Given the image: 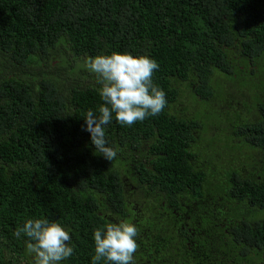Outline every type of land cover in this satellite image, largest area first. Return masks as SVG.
I'll return each instance as SVG.
<instances>
[{"label":"trees","instance_id":"obj_1","mask_svg":"<svg viewBox=\"0 0 264 264\" xmlns=\"http://www.w3.org/2000/svg\"><path fill=\"white\" fill-rule=\"evenodd\" d=\"M112 52L154 59L167 105L113 114L111 162L85 116L103 103L87 60ZM30 218L70 230L62 264L119 221L134 264H264V0H0V264H32Z\"/></svg>","mask_w":264,"mask_h":264},{"label":"clouds","instance_id":"obj_2","mask_svg":"<svg viewBox=\"0 0 264 264\" xmlns=\"http://www.w3.org/2000/svg\"><path fill=\"white\" fill-rule=\"evenodd\" d=\"M87 67L101 84L99 95L103 103L98 106V116L88 110L85 130L90 132L97 150L112 162L117 149L108 146L105 126L111 123L113 114L119 124L130 127L160 114L167 105L166 93L153 82L159 64L147 55L112 52L89 57ZM22 234L28 238L26 251L32 264H62L74 254L70 230L59 222L30 218L14 233L18 239ZM138 235L137 227L127 221L94 229L95 248L91 264H101V261L104 264H134L139 248Z\"/></svg>","mask_w":264,"mask_h":264},{"label":"rangeland","instance_id":"obj_3","mask_svg":"<svg viewBox=\"0 0 264 264\" xmlns=\"http://www.w3.org/2000/svg\"><path fill=\"white\" fill-rule=\"evenodd\" d=\"M218 149L220 150V151H225V149L223 148V145H219L218 146ZM247 155V153L245 152V151H242V153H240V154H238V156H240L241 158L237 161V162H239L241 165H243L244 164V162L246 161L245 159H243L245 156ZM246 162H248V161H246ZM234 165H238L237 163H235ZM226 167H229L228 165H225ZM231 166V165H230ZM258 168H259V165L258 164H254L253 162H250L249 163V167L247 168L248 169V171H250V172H256L257 170H258Z\"/></svg>","mask_w":264,"mask_h":264}]
</instances>
